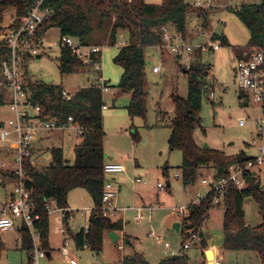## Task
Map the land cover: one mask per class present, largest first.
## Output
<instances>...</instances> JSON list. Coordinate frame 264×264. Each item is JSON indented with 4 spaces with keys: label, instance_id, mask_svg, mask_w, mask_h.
Masks as SVG:
<instances>
[{
    "label": "rangeland",
    "instance_id": "374dc122",
    "mask_svg": "<svg viewBox=\"0 0 264 264\" xmlns=\"http://www.w3.org/2000/svg\"><path fill=\"white\" fill-rule=\"evenodd\" d=\"M77 1L82 5L86 4V0ZM126 1L131 2V0ZM145 2L160 5L163 0H145ZM215 3V7L205 10L209 12L207 27L204 26V20L199 17L198 13L187 16L185 38L188 37V42L191 45H202L208 42L212 32L218 36H225L229 42V46H222L219 42L220 48L214 55L204 54L202 56L201 62L211 68L209 73L214 75V81L208 84V91L203 95L201 127L195 130L194 139L201 147L208 144L211 149L222 151L229 156L236 155L241 151L248 156H256L258 151L252 146V142L257 138L256 124L261 118V111L257 107H250L240 102V91L236 86L234 69L238 60L237 49L254 51L257 48L248 46L250 45L249 30L234 10L245 4L264 5V0H234L232 2L230 0H215ZM90 18L96 30L94 38L100 39L101 44L107 45L108 35L105 36L97 30L99 15L94 13ZM115 18L116 14H113V22ZM169 28L174 30L172 26ZM59 37L58 29L54 28L48 31L46 36L48 46L45 53L28 62L27 72L30 82L63 86L71 92L95 85L99 73L94 72L92 68L71 75L60 73L58 68L60 50L53 45ZM124 40H127L126 34H120L116 42L120 43ZM95 44H97L95 41L91 42V45ZM120 49L117 45L103 46L101 52V75L111 87L110 92L104 94V102L108 106L103 110L106 134L104 138L105 161L120 160L123 162L125 171L117 177V181L122 184L119 198H123L124 207H132L137 203L138 205L152 204L155 207L162 206V208H159L151 219L145 213V218L139 222L133 220L134 212H125L124 227L134 234L133 244H123L124 249L120 250L121 241L112 244L107 239L102 252L97 253L89 248H78L75 244L74 236L88 225L91 213L90 210L84 211L83 209L85 207L94 208V202L86 189H74L68 194V205L75 210L74 217L69 223L70 229L63 227V224L58 226L56 217L59 213L56 212V205H52L48 239L52 247L55 246L54 255L52 259L42 258L40 264H69L66 256L60 251L64 237L60 228L66 229V240L70 243L69 250H73L80 264H121L124 257H130L134 253L145 255L151 264H159L163 259L171 256L172 250L179 252L184 242V227L180 232L173 228L175 223H182L184 218L175 213L173 208L186 205L191 200H197L200 196L206 195L209 186L204 185L202 180L210 179L216 174L213 166L203 167L199 170L195 183L184 185L181 170L182 152L170 150L169 138L172 129L168 126L170 122L163 121L158 114L155 95L148 96L146 117L133 118L129 115L127 106L131 102V94H118L122 69L114 62V57ZM146 58L148 89L150 87L156 95H159L172 83L175 91L173 95L187 97L188 78L179 70L173 57H163L165 66L159 75L152 73L153 66L160 64L159 51L155 47H148ZM95 77H97L96 81ZM210 91H214L213 99L209 97ZM11 117L8 102L0 103V125L6 123ZM241 120H244V125L240 124ZM136 133L139 136L137 141L132 136ZM257 140L259 144H264V140ZM80 143L81 139L76 138L70 131H59L54 133L46 146L61 148L65 160L72 165L76 158V148ZM51 160L52 156L49 152L38 160V169L47 167ZM165 168L167 171L164 173ZM259 174L264 189V166ZM135 178H141L145 184H136ZM167 182H170V186ZM159 183L164 185L163 189L157 188ZM5 186V188L0 186V201L4 198L5 191L14 192L16 183L8 182ZM78 209L80 210L77 211ZM244 211L248 225L257 227L262 223L260 210L254 199L245 198ZM223 214L224 205L215 207L210 210L203 226L205 228L204 235L210 236L211 242L219 249H224ZM22 224L21 220L16 221L18 227H21ZM18 227L13 230L0 231V247H3L0 264H28V253L21 250ZM150 233H154L155 236H150ZM35 234V243L39 245L36 231ZM156 236L161 237V240H158ZM198 242L196 241L193 248L187 251L190 264L199 263L202 257V250ZM165 243H170L172 246L167 254H165ZM217 257L220 259L219 264H261L260 258L253 252H228L226 255V252L221 251ZM201 264H208L205 255Z\"/></svg>",
    "mask_w": 264,
    "mask_h": 264
},
{
    "label": "trees",
    "instance_id": "16d2710c",
    "mask_svg": "<svg viewBox=\"0 0 264 264\" xmlns=\"http://www.w3.org/2000/svg\"><path fill=\"white\" fill-rule=\"evenodd\" d=\"M36 0H0V17L12 9L17 10L19 17L25 15ZM45 6L52 9L54 15L42 27V33L51 29H58L61 36L78 38L83 44L104 45L100 39L96 40L95 29L91 21V14L97 13L99 21L97 30L108 35L106 46L116 45L117 37L126 34L127 45L122 47L114 57V62L121 67L122 75L118 88L131 93V102L127 106L131 117H146L148 99V79L146 73V49L162 44L161 29L173 27L175 31L185 36L187 31V16L198 13L208 26L209 12L191 7L180 0H163L162 4H148L145 0H86L82 5L77 0H47ZM245 24L250 33V45L264 51V5L245 4L234 10ZM113 14H116L113 22ZM212 40L220 42L222 46H229L225 36L213 33ZM243 48L237 49V56L241 55ZM8 54L7 49H0V77L1 62ZM164 58L172 56L163 53ZM202 54H196V61L186 70L180 64L179 58H173L179 70L188 78V94L186 98L172 95L174 105V118L171 122V135L169 147L171 151L182 152L181 166L182 180L185 186L195 183L198 172L203 167L213 166L216 170L215 177L227 176L228 169L235 164H246L251 158L241 151L229 156L222 151L204 149L194 139V132L201 127V106L203 95L208 91L206 80L211 69L201 61ZM96 62L98 59L93 57ZM62 75H71L91 66L80 61L68 48L60 50L58 63ZM107 84V83H106ZM30 90L34 102L40 104L48 119L58 118L66 122L73 117L75 122L84 128L81 143L76 148L74 164L70 165L64 158L63 150L52 147L50 153L52 160L44 169L29 167L28 177L34 181L32 199L37 206L41 219L35 223L39 237V245L46 253L51 252L49 245L50 214L45 210L46 203L51 201L59 209H68V194L77 188L86 189L94 202L87 228H83L74 236L78 248H89L100 253L104 247L105 234L123 231L121 220L104 218L97 211L102 206V197L108 177L104 173L105 130L103 127L104 95L102 90L95 85L86 86L78 90L70 101L62 96L63 86L48 85L43 82H31ZM244 94L239 92L241 102ZM5 102V95L0 89V103ZM242 103V102H241ZM133 139H139L138 134H132ZM167 171L165 168L164 173ZM0 177L9 182L16 181L11 173L0 170ZM253 173L247 176L248 185L243 190H238L229 185L228 193L224 197V214L222 232L224 236V251L226 253L253 252L264 264V190L256 182ZM252 198L258 204L262 223L251 227L246 222L244 211L245 198ZM214 193H208L199 205L190 208L189 216L183 219L184 242L189 238V231L201 234L213 209ZM69 213L66 214L67 223ZM181 227V229H182ZM21 250L28 253L29 261H33L35 243L28 227L24 224L19 228ZM202 248L206 242L202 240ZM3 247H0V254ZM121 264H151L140 253L124 257ZM159 264H190L186 254L169 256ZM214 264H218L215 260Z\"/></svg>",
    "mask_w": 264,
    "mask_h": 264
},
{
    "label": "built area",
    "instance_id": "2783aa9c",
    "mask_svg": "<svg viewBox=\"0 0 264 264\" xmlns=\"http://www.w3.org/2000/svg\"><path fill=\"white\" fill-rule=\"evenodd\" d=\"M183 3L203 10H210L215 7V0H180ZM231 2L234 0H230ZM237 1V0H236ZM47 0H36L27 13L21 17L17 10L12 9L0 17V49H7L8 54L3 57L1 62L0 89L8 102L12 117L0 125V170L11 173L16 178V187L12 192L11 198L3 205L0 216V231L13 230L17 227L16 221L21 220L30 231L35 243V223L41 219L37 206L32 199V190L25 187V180L30 179L27 175L29 167H38L39 159L45 157L51 148L44 147L46 141L52 133L59 131H70L76 138H82L84 128L75 122L73 117H69L66 122H61L58 118L48 119L40 104L34 102L33 94L30 90V80L27 72V64L32 58L40 57L47 49L46 36L42 33V27L46 21L54 15L52 9L45 6ZM213 32L209 35V41L202 45H191L185 37L169 27L161 29L162 44L155 46L160 53V64L153 67L152 72L159 74L165 66L163 53L179 58V62L188 70L196 61V54H215L219 50V42L212 40ZM53 45L59 50L68 48L84 64L91 66L94 72L99 73L95 86L102 90L103 95L110 92V87L106 84L101 75V52L106 45H85L78 38L61 36ZM120 48L127 45V41L116 43ZM93 57L98 60L95 62ZM237 65L234 69L236 86L244 94L241 102L250 107H257L261 111V118L257 121L256 140L252 146L258 151L256 156H250L249 161L244 164H235L228 169L227 176L203 179L202 183L209 186L206 195L200 196L190 205H183L173 208V211L185 218L190 214V208L199 205L206 198L208 193H214L212 202L213 209L223 205L224 197L228 193L229 185H233L238 190L247 187V176L253 173L256 182L261 184L260 172L264 166V144H259L258 140H264V51L257 49L250 51L242 49L241 55L237 56ZM207 82L214 81V75L209 73ZM76 92L63 88L62 96L66 101H70ZM209 97H215L214 91H210ZM108 106L105 103L103 110ZM244 125V120H241ZM125 167L122 164L109 162L104 165V173L108 177L102 197V206L97 209L102 217L117 220L128 209L120 208L117 205L119 190L109 179L110 176L123 173ZM134 182L143 183L141 178H135ZM157 188L163 189L164 185L159 183ZM264 190V189H263ZM199 196V194H198ZM53 202L46 203L45 210L51 215ZM57 207V206H56ZM161 207L144 206L133 207L135 211V221L145 218V213L153 215ZM56 212L61 214V223L66 224L65 218L67 209L56 208ZM37 233V231H36ZM62 233L65 234L64 229ZM189 238L183 244V250H189L196 241H200L201 234L189 231ZM38 235V233H37ZM150 236H155L150 233ZM158 240L161 237L156 236ZM119 249L123 250L125 242ZM119 242V241H118ZM67 252L69 242L64 241ZM165 247L170 248V243H165ZM179 253L171 252V256ZM46 252L40 245L35 243V251L31 264H40L42 258H46ZM70 264H79L74 260Z\"/></svg>",
    "mask_w": 264,
    "mask_h": 264
},
{
    "label": "crops",
    "instance_id": "0c3cea01",
    "mask_svg": "<svg viewBox=\"0 0 264 264\" xmlns=\"http://www.w3.org/2000/svg\"><path fill=\"white\" fill-rule=\"evenodd\" d=\"M186 36V35H185ZM184 36V37H185ZM187 41H189V39H188V37L187 38H185ZM157 64H155L153 67H155ZM153 69V68H152ZM153 73V72H152ZM161 73V72H160ZM159 73V74H160ZM159 74H154L153 73V75H159ZM122 75V74H121ZM97 77H98V75H97ZM97 77H95V81H96V78ZM106 83H107V85H108V82L106 81ZM169 88H167V89H165V91L164 90H162L161 92H160V94L158 95H156L155 94V92L154 91H152L151 90V88L149 87V89H148V92H149V96H152V95H155L154 96V98L156 99V105H157V109H158V114H160V117L163 119V121H165V122H167V121H169L170 123H169V127H171V122H172V120H173V118H174V111H175V108H174V105H173V103H172V100H171V97H172V95L175 93V91H174V88H173V84L171 83L170 84V86H168ZM111 88V87H110ZM119 95H125V94H131L130 92H127V91H123V90H121V89H119V93H118ZM153 97V96H152ZM170 115H173L172 117L170 116ZM166 117L168 118L167 120H166ZM103 127H104V115H103ZM56 133V132H55ZM54 135V133H52L50 136H49V140L48 141H46L45 142V144H44V147H46V148H49L48 146H46V143L47 142H50V140H51V137ZM42 159V158H41ZM110 162H114V163H119V164H122L123 165V162L122 161H110ZM106 163H109V162H106ZM124 166V165H123ZM39 167V166H38ZM120 174H122V173H119V174H115V175H112V176H110L109 177V179L113 182V184L115 185V187L119 190V194L121 193V190H122V184L120 183V182H118L117 181V177L120 175ZM9 181L8 180H6V181H3V178H2V180H0V186L1 187H6L5 185L8 183ZM144 183V182H143ZM137 184H140V183H137ZM142 184V183H141ZM145 184V183H144ZM170 186V185H169ZM3 188V189H4ZM5 194H4V198L0 201V216H1V209H2V207H3V205L11 198V196H12V193H8L7 191H5L4 192ZM198 195V194H197ZM123 198H119L118 200H117V205L120 207V208H124V209H128L127 211H132V212H134L135 213V211H133L132 210V208L133 207H144V206H153L152 204H144V205H138L137 203H135L132 207H124L123 206ZM194 201H196L195 199L194 200H191L189 203H187L186 205H190L191 203H193ZM161 208H162V206H161ZM80 209H78L77 211H79ZM84 211H86V210H90V212H92V210H93V208L91 209V208H84L83 209ZM74 209H71L70 207L67 209V212L69 213V217H68V221H67V223L66 224H63L64 226L63 227H70L69 225V223H70V220L74 217ZM126 211V212H127ZM59 213V215L56 217L57 218V222H58V226L60 225V224H62L61 223V221H60V219H61V214H60V212H58ZM91 214V213H90ZM136 214V213H135ZM148 215V214H147ZM154 215V214H153ZM153 215H148V218L149 219H151V217L153 216ZM51 216V215H50ZM90 217V216H89ZM135 217V216H134ZM134 217H133V220H134ZM124 218H125V213H123L122 214V216L119 218V219H117V220H121L122 221V223H123V227H124ZM135 221V220H134ZM136 222H139V221H136ZM88 226V225H87ZM87 226L85 227V229L87 228ZM18 227V226H17ZM16 227V228H17ZM60 227H62V226H60ZM182 227V226H181ZM181 227H180V230H181ZM18 228H20V227H18ZM62 229H64V231H65V233H66V229L65 228H60V232L62 233ZM70 229V228H69ZM204 227H203V229H202V234H203V238H201L200 239V241L198 242L199 243V246L201 247V244H202V240L203 241H205L206 242V245H207V247L206 248H202L201 247V250H202V257H201V259H200V261H199V263H197V264H201L202 262H203V259H204V255H205V258L207 259V254H206V252L208 251V250H212L213 251V256H214V259H213V261H215L216 260V262L219 264V261H220V259L217 257L218 255H219V252H223L224 251V249H219L216 245H214L212 242H211V238H210V236H208L207 235V237L204 235ZM68 230V229H67ZM180 232V231H179ZM62 234H64V233H62ZM118 235L120 236V239H119V241L121 240V239H125V240H129V244L130 245H132L133 244V237H135L134 236V234L133 233H130L129 232V230H127L125 227H124V229H123V231H121L120 233H118ZM66 237H67V235L66 234H64V237H63V242H62V247H61V253L64 255V256H66V258H67V262L70 264V261L71 260H74V261H76L77 263H79L78 261H77V258H76V255H74V252H73V250H69L70 248V243H69V246L67 247V252H66V254L64 253V249H65V245H64V241L66 240ZM109 240L110 242H112L111 241V239L108 237V233L107 234H105V237H104V245H105V243H106V240ZM19 242H20V235H19ZM112 244H113V242H112ZM183 244H184V242L182 243V249H180L179 250V252L178 251H176V250H172V252L174 251V252H176V253H179V255H182V254H186L187 256H188V254H187V251H189V250H191L192 248H193V246L189 249V250H186V251H184L183 250ZM49 245H50V249H51V252H49V256H47V258L48 259H52V257H53V255H54V250H55V246L54 247H52V245L50 244V242H49ZM171 245H170V248H166L165 246H164V248H165V254H167L168 252V250H170L171 249ZM86 248V247H85ZM206 249V250H205ZM225 252V251H224ZM226 255H227V253H226ZM146 259H147V261L149 262V263H151L150 261H149V259L145 256V255H143ZM189 257V256H188ZM207 263H208V259H207ZM80 264V263H79Z\"/></svg>",
    "mask_w": 264,
    "mask_h": 264
},
{
    "label": "water",
    "instance_id": "95a60500",
    "mask_svg": "<svg viewBox=\"0 0 264 264\" xmlns=\"http://www.w3.org/2000/svg\"><path fill=\"white\" fill-rule=\"evenodd\" d=\"M204 149H211L210 146L208 144H205L203 146ZM168 185H170V182H167ZM35 186V183L33 180L31 179H26L25 180V187L28 189V190H32ZM180 227H181V223H175L173 228L176 230V231H180ZM108 237L111 239V241L115 244L118 243L119 239H120V236L118 235V233L116 232H110L108 233ZM125 244H129V240H124ZM207 254V259H208V264H213V259H214V256H213V251L212 250H208L206 252ZM47 256H49V253H46Z\"/></svg>",
    "mask_w": 264,
    "mask_h": 264
},
{
    "label": "bare ground",
    "instance_id": "6f19581e",
    "mask_svg": "<svg viewBox=\"0 0 264 264\" xmlns=\"http://www.w3.org/2000/svg\"><path fill=\"white\" fill-rule=\"evenodd\" d=\"M215 261H213V264H214Z\"/></svg>",
    "mask_w": 264,
    "mask_h": 264
}]
</instances>
